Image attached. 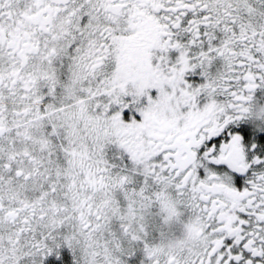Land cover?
I'll use <instances>...</instances> for the list:
<instances>
[{
  "label": "snow or ice",
  "instance_id": "1",
  "mask_svg": "<svg viewBox=\"0 0 264 264\" xmlns=\"http://www.w3.org/2000/svg\"><path fill=\"white\" fill-rule=\"evenodd\" d=\"M0 264H264V0H0Z\"/></svg>",
  "mask_w": 264,
  "mask_h": 264
}]
</instances>
